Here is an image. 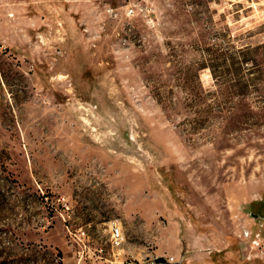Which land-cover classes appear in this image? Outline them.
<instances>
[{"label":"rangeland","instance_id":"374dc122","mask_svg":"<svg viewBox=\"0 0 264 264\" xmlns=\"http://www.w3.org/2000/svg\"><path fill=\"white\" fill-rule=\"evenodd\" d=\"M257 217L264 0H0V264H62L67 227L116 264H264Z\"/></svg>","mask_w":264,"mask_h":264},{"label":"built area","instance_id":"2783aa9c","mask_svg":"<svg viewBox=\"0 0 264 264\" xmlns=\"http://www.w3.org/2000/svg\"><path fill=\"white\" fill-rule=\"evenodd\" d=\"M133 13L134 10L131 9L129 11V14L131 15ZM59 202L62 203V206L66 210H69L68 204L64 198L59 199ZM62 217L66 221L63 215ZM255 226L256 227L254 228H244L241 231L239 238L248 243L251 249V256L249 257L250 259H259L261 261H264V219L257 217L255 219ZM108 230L110 232V244L113 249L122 247L125 243V236L123 234L121 225L117 221L111 222L109 224ZM67 232L69 234V242L71 246L78 249L77 256L79 261L85 259V254L89 259L97 257H100L102 259V255L106 252V249L104 248V246L93 249L90 244L91 237L83 228H79L78 230H76V232H73L67 227ZM172 262V259L168 261V263L170 264H172ZM108 264L116 263L114 261H109Z\"/></svg>","mask_w":264,"mask_h":264},{"label":"crops","instance_id":"0c3cea01","mask_svg":"<svg viewBox=\"0 0 264 264\" xmlns=\"http://www.w3.org/2000/svg\"><path fill=\"white\" fill-rule=\"evenodd\" d=\"M77 225L81 227L80 224H77ZM88 227H91V226L88 225ZM254 227H256L255 221L253 223V228ZM97 228H100V227L97 226ZM90 237H91V242L93 243V246L91 247L94 249H97L98 247H100L98 245L96 246L95 244L96 241L94 237L93 236H90ZM65 244L67 247V251L64 253V258H62V264H108L109 261L111 262L113 261L112 256L110 255V251L107 249H106V252L102 255V259L100 257L93 258V259H89L86 257L84 260L79 261L78 256H77V249L71 246L69 241H67V243Z\"/></svg>","mask_w":264,"mask_h":264},{"label":"water","instance_id":"95a60500","mask_svg":"<svg viewBox=\"0 0 264 264\" xmlns=\"http://www.w3.org/2000/svg\"><path fill=\"white\" fill-rule=\"evenodd\" d=\"M156 263H158V264H170V263H168V261L165 258H162V257L157 258Z\"/></svg>","mask_w":264,"mask_h":264}]
</instances>
